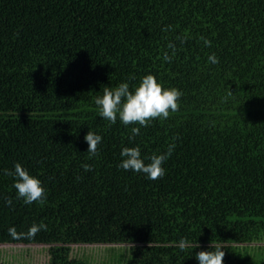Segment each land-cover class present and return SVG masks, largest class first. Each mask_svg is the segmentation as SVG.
<instances>
[{
    "label": "trees",
    "instance_id": "16d2710c",
    "mask_svg": "<svg viewBox=\"0 0 264 264\" xmlns=\"http://www.w3.org/2000/svg\"><path fill=\"white\" fill-rule=\"evenodd\" d=\"M149 74L178 111L146 128L99 115L104 87ZM173 144L161 178L119 167L124 147L148 163ZM16 163L43 204L18 198ZM2 246H44L46 264H199L217 247L264 264V0H0Z\"/></svg>",
    "mask_w": 264,
    "mask_h": 264
},
{
    "label": "clouds",
    "instance_id": "9594fccd",
    "mask_svg": "<svg viewBox=\"0 0 264 264\" xmlns=\"http://www.w3.org/2000/svg\"><path fill=\"white\" fill-rule=\"evenodd\" d=\"M203 39V37L201 38ZM206 46H211V42L205 40ZM169 47H173L169 45ZM165 60H170V57L165 53ZM210 63H219L215 54L209 57ZM135 79V77H132ZM102 96L95 98V104L99 108V115L111 124L117 122V118L125 125L138 124L141 127H148L149 121L163 118L167 119L170 112L178 111V100L182 93L175 88L164 89L163 86L157 82L154 75H146L142 78L140 84L134 88L129 89L128 83H120L115 89L110 87L103 88ZM133 138L140 133V127H133L131 129ZM86 143L89 145L88 152L91 156L98 154V145L102 142V137L93 131H89L84 137ZM175 145H171L168 151L164 154H153L148 158L150 162L145 163L141 158V150L139 147H124L121 151L122 162L119 167L123 170H132L136 173H143L148 179L156 180L165 174L163 168L164 162L169 158ZM84 170L91 171L92 167L88 164L82 165ZM5 175H12L15 177L14 188L17 190L18 198H22L25 204H32L36 201L44 203L45 190L38 178L31 176L20 163L14 165V172L7 169L4 170ZM11 205L12 201H7ZM47 230V226L41 222L39 225L33 224L27 233L19 235L26 238L34 237L40 230ZM9 234L16 236L17 232L14 227L9 228ZM187 246V241L181 240L180 247L184 249ZM213 249V245L210 246ZM199 264H224L225 252L221 248H215L211 251H200L196 257Z\"/></svg>",
    "mask_w": 264,
    "mask_h": 264
},
{
    "label": "rangeland",
    "instance_id": "374dc122",
    "mask_svg": "<svg viewBox=\"0 0 264 264\" xmlns=\"http://www.w3.org/2000/svg\"><path fill=\"white\" fill-rule=\"evenodd\" d=\"M85 247H74V253L81 254ZM0 263L7 259H13L12 264H46L48 256L44 246H2L0 247ZM27 261H29L27 263Z\"/></svg>",
    "mask_w": 264,
    "mask_h": 264
}]
</instances>
